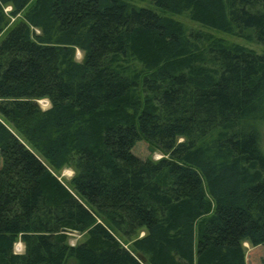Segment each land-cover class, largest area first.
<instances>
[{
	"label": "trees",
	"instance_id": "16d2710c",
	"mask_svg": "<svg viewBox=\"0 0 264 264\" xmlns=\"http://www.w3.org/2000/svg\"><path fill=\"white\" fill-rule=\"evenodd\" d=\"M173 15L264 46V0H0V264H264V53Z\"/></svg>",
	"mask_w": 264,
	"mask_h": 264
},
{
	"label": "rangeland",
	"instance_id": "374dc122",
	"mask_svg": "<svg viewBox=\"0 0 264 264\" xmlns=\"http://www.w3.org/2000/svg\"><path fill=\"white\" fill-rule=\"evenodd\" d=\"M134 2L137 5L145 6V7H148L150 9H153L156 12L168 14L167 12L155 7L151 3H148V2H137V1H134ZM6 10L9 11L10 8L7 7ZM172 17H174L178 21L182 22L183 25L185 26V28H187L188 30H204V31H208V32H210V33H212V34H214L216 36L223 37L224 39H226V40H228L230 42H235V43H239V44L245 45V46H247L249 48L254 49L256 52L261 53V54L264 53V46H261V45H258V44L252 43V42H247V41H245V40H243L241 38H238L236 36L224 33L222 31L216 30V29L211 28V27L204 26L203 24H201L199 22H195V21L190 20L189 18H187L184 15H173ZM19 18L20 17H18V19ZM18 19L17 18L16 19H14V18L10 19L9 20V26L14 24ZM4 34H5V32L2 35H0V40L4 37ZM82 59H83V52L81 50L77 49L75 51V60L80 62ZM39 102H41V101L38 100V105L43 110L50 106V105L49 106H42ZM260 131H261V149L263 150V153H264V120H262V122L260 123ZM182 140H183L182 137L178 138V141H182ZM141 144H143V145L140 146V148H141L140 153L147 155V157L149 156L153 161H158V160L166 157L157 148H153L152 152L150 153L148 144H146L145 142H143ZM55 175L58 176L59 180H61L64 184L68 185L70 183V180L72 179V177L74 175V171L70 167H65L62 170L58 171ZM139 235L142 236L143 232H139ZM67 236L69 237L68 244L71 245V246H75L76 244L82 242L83 239H84L82 235H78L76 233H74L73 235H67ZM17 243L19 244L20 242H17ZM243 247H244V249L246 251V263L247 264H259L258 261H259V256H260L261 252L258 251V250L256 251L248 243H244ZM14 248H15V245L13 247L14 253H16V252H17L16 254H23L24 253V247L20 251L14 249ZM142 261L145 262L144 260H142Z\"/></svg>",
	"mask_w": 264,
	"mask_h": 264
},
{
	"label": "bare ground",
	"instance_id": "6f19581e",
	"mask_svg": "<svg viewBox=\"0 0 264 264\" xmlns=\"http://www.w3.org/2000/svg\"><path fill=\"white\" fill-rule=\"evenodd\" d=\"M79 54V53H78ZM42 106H49L50 104L48 103L47 100H43L41 102H39ZM24 247V245L22 243H17L15 244V248L16 250L20 251L22 248ZM17 253V252H16Z\"/></svg>",
	"mask_w": 264,
	"mask_h": 264
},
{
	"label": "water",
	"instance_id": "95a60500",
	"mask_svg": "<svg viewBox=\"0 0 264 264\" xmlns=\"http://www.w3.org/2000/svg\"><path fill=\"white\" fill-rule=\"evenodd\" d=\"M38 103V100L36 101ZM50 107V106H49ZM48 107V108H49ZM47 109V108H46ZM61 233L65 234V235H73L75 232L72 230H68V229H62Z\"/></svg>",
	"mask_w": 264,
	"mask_h": 264
}]
</instances>
